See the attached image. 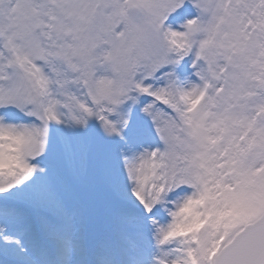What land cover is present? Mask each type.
<instances>
[{
  "label": "snow or ice",
  "instance_id": "snow-or-ice-1",
  "mask_svg": "<svg viewBox=\"0 0 264 264\" xmlns=\"http://www.w3.org/2000/svg\"><path fill=\"white\" fill-rule=\"evenodd\" d=\"M0 264H264V0H0Z\"/></svg>",
  "mask_w": 264,
  "mask_h": 264
}]
</instances>
